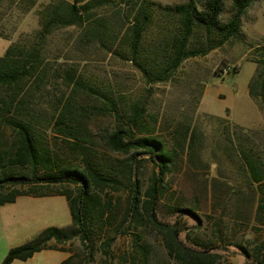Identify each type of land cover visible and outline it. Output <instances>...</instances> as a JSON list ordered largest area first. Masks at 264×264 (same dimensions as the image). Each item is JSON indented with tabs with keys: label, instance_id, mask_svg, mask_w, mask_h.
<instances>
[{
	"label": "rangeland",
	"instance_id": "obj_1",
	"mask_svg": "<svg viewBox=\"0 0 264 264\" xmlns=\"http://www.w3.org/2000/svg\"><path fill=\"white\" fill-rule=\"evenodd\" d=\"M146 1L154 4L156 14L161 15L158 6L185 0ZM205 1L197 0L200 9ZM71 2L0 0V56L11 45L26 51L37 49L40 54L43 80L38 84L32 78L25 81L20 98L26 103L24 113L33 116L43 146L59 162L80 166L84 155L73 149L75 142L91 150L94 164L121 179L127 177L128 156L110 152L102 141L118 124L105 110L104 96L117 99L122 112L128 111L132 104L142 105L146 109L142 124L150 123L152 133L179 155L162 184L157 208L159 219L168 224L177 221L182 231L179 240L190 248L219 254L218 264H255V253L264 255V208L258 207L261 203L264 206L260 200L264 188L251 181L242 153L257 164L264 176V110L248 94L257 67L251 58L258 59L254 49L264 46V0H256L246 9L239 38L229 40L206 56L184 60L166 81L156 83H147L127 59L126 44H120L130 26L132 0H102L100 7L91 6L89 16L83 13L82 25L57 27L44 40L38 38L44 12ZM90 2L80 0L79 4ZM232 12V0H223L220 21L227 22ZM158 15L144 37L143 51L147 56L167 33L158 26L162 23ZM203 42L204 37L198 33L191 47ZM69 68L83 84L75 94L66 83ZM10 94V90L0 88V108L1 101L9 100ZM71 94L73 109L82 114L81 122L86 129L85 136L78 141L66 139L55 131L51 119L55 107H61L60 102ZM2 116L0 109V149L9 150L17 134L1 121ZM187 128L197 134L192 151L188 149V140L182 149V131ZM146 158L139 157L135 165L145 188L156 171ZM64 189L74 191L75 187L49 185L41 191ZM107 193L114 202L116 224L125 210L127 193L124 190ZM178 208L191 209L196 219L173 211ZM70 225L69 207L63 196H19L15 202L1 205L0 264L10 249L35 241L45 229ZM132 232L141 234L140 243L149 250L147 264H181L168 255L163 234L150 226ZM132 238L126 233L116 241L111 252L114 264H119L121 256L128 262L136 257L135 264H141ZM60 247L79 261L83 259L78 239ZM97 247L90 264H104L101 249Z\"/></svg>",
	"mask_w": 264,
	"mask_h": 264
},
{
	"label": "trees",
	"instance_id": "obj_2",
	"mask_svg": "<svg viewBox=\"0 0 264 264\" xmlns=\"http://www.w3.org/2000/svg\"><path fill=\"white\" fill-rule=\"evenodd\" d=\"M101 1L91 0L89 4L80 5V0H72L71 3L59 4L46 10L38 38L44 40L57 27L82 25L83 13L89 16L91 6L100 7ZM132 1L134 3L131 8L130 26L120 44H126L127 59L139 70L147 83H156L166 81L169 74L177 70L184 60L206 56L229 40L239 38L241 18L256 0H232L233 12L225 23L220 21L223 0H206L201 9L197 0L158 6L161 15L156 14L151 2ZM156 15L159 16L157 19L162 21L158 26L165 28L167 33L163 40L158 42L156 50L147 56L143 51L144 37L154 24ZM198 33L204 37V42L200 46L191 47L192 39ZM254 51L259 58H251L257 67L250 79L248 94L264 110V46H258ZM39 58L37 49L26 51L18 45L9 46L0 56V88H6L12 93L9 100L1 101V121L17 134L14 146L9 150L0 149V206L15 202L19 196H63L68 203L71 225L66 228L45 229L35 241L10 249L1 264H11L15 260L26 261L33 254L43 250L68 252L60 245L75 238L82 246L83 259L79 261L68 252V258L60 264L93 263L97 246L105 259L104 264H114L112 249L116 241L126 233L133 237V249L139 256L137 259L141 264H147L149 250L146 245L140 243L141 234L132 232L141 226H150L163 234L168 255L181 264H218L221 257L219 254L190 248L179 240L182 231L178 229L177 221L168 224L158 217L157 208L163 181L171 173L174 161L179 155L176 150L168 149L152 133L150 123L142 124L141 120L146 112L142 105L132 104L128 111L122 112L117 99L104 96L105 110L117 119L118 124L112 132L104 135L102 141L110 152L128 156L125 160L127 177L121 179L101 165L94 164L91 150L75 142H72L73 149L84 155L80 166L61 163L46 150L37 135L33 116L24 113L26 103L24 104V98H20L25 81L32 78L34 83L38 84L43 80ZM74 74L75 71L69 68L65 75L66 83L72 87L73 94L83 86L80 78ZM73 94L66 101L60 102L61 107H55L51 119L55 131L66 139L78 141L80 137L85 136L86 129L81 122L82 114L73 109ZM196 137L195 130L187 128L182 131V149L188 140V149L192 151ZM242 155L251 181L264 188L262 171L245 153ZM139 157H147L156 170L146 188L138 176V167L135 166L140 161ZM49 185H73L75 190L41 191L42 187ZM25 187L27 189H24ZM109 190H124L127 193L125 210L116 224L113 223L115 207L108 196ZM261 191L260 200L264 202V191ZM258 207L259 210L264 208L262 203ZM173 211L182 216L190 215L195 219L197 217L189 208ZM52 241L54 244H51ZM245 255L249 256L247 253ZM255 258V264H264V255L261 252H256ZM132 259V262H128L126 257L121 256L119 264H135L136 257Z\"/></svg>",
	"mask_w": 264,
	"mask_h": 264
},
{
	"label": "crops",
	"instance_id": "obj_3",
	"mask_svg": "<svg viewBox=\"0 0 264 264\" xmlns=\"http://www.w3.org/2000/svg\"><path fill=\"white\" fill-rule=\"evenodd\" d=\"M222 115L215 116L221 117ZM68 256L69 254L67 252L59 250H43L33 254V256L26 261L15 260L11 264H60L67 259Z\"/></svg>",
	"mask_w": 264,
	"mask_h": 264
}]
</instances>
